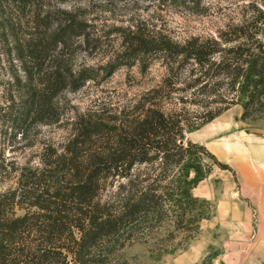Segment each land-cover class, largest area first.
I'll use <instances>...</instances> for the list:
<instances>
[{
  "label": "trees",
  "instance_id": "16d2710c",
  "mask_svg": "<svg viewBox=\"0 0 264 264\" xmlns=\"http://www.w3.org/2000/svg\"><path fill=\"white\" fill-rule=\"evenodd\" d=\"M245 1L248 18L182 41L150 35L142 22L133 21L125 37L133 65H148L159 55L168 69L163 83L170 86L175 69L187 70L192 62L185 90L207 97L212 91L219 99L209 103L225 105H204L190 117L187 107L165 108L157 95L150 97L162 93V86L124 104L115 127L110 125L114 130L92 115L77 119L67 152L33 167L28 181L21 174L17 187L0 191V264H128L124 250L129 245L153 241L158 252L168 251L176 232L204 218L208 202L195 196L194 188L215 165L231 167L204 144L187 139L186 130L239 101L242 119L264 114V0ZM224 8V0H217L214 16L222 20ZM87 29L68 16L54 37L71 41L84 34L89 45L97 40ZM56 67L48 79L51 90L65 78H96L89 69L77 73ZM224 86L230 98L222 93Z\"/></svg>",
  "mask_w": 264,
  "mask_h": 264
},
{
  "label": "rangeland",
  "instance_id": "374dc122",
  "mask_svg": "<svg viewBox=\"0 0 264 264\" xmlns=\"http://www.w3.org/2000/svg\"><path fill=\"white\" fill-rule=\"evenodd\" d=\"M216 3L0 0V191L17 187L21 174L28 181L33 167L67 152L77 119L92 115L115 127L121 107L153 89L164 86L162 93L150 97L157 95L165 108L185 106L192 113L190 117L193 111L205 109L204 105L224 106L209 103L213 97L219 99L212 91L207 97L193 96L185 90L189 71L195 67L192 62L187 70L182 65L175 69L170 86H166L164 58L153 56L148 65H133L136 59L128 57L125 40L133 21L142 22L141 28L150 35L182 41L214 34L221 25L251 15L245 7L247 1L224 0L225 16L218 19L213 14ZM68 16L86 24L87 33L97 41L86 45L84 34L79 33L71 41L54 37ZM59 65L64 71L77 73L89 69L96 78H65L51 90L49 75ZM221 91L232 96L227 86ZM243 111L239 101L214 120L186 130L187 139L204 144L231 169L215 165L194 188L193 194L208 202L202 208L204 218L190 220L186 228L176 232L173 248L158 252L153 241L134 243L124 250L128 264H264V205L257 203L258 196L250 202L242 195L234 164L235 160L241 161L244 130L259 128L258 121L264 119V114L242 119ZM112 126L110 130H114ZM88 145L84 143L82 151H88ZM18 213L24 210L18 209ZM167 231L163 230L165 237Z\"/></svg>",
  "mask_w": 264,
  "mask_h": 264
},
{
  "label": "crops",
  "instance_id": "0c3cea01",
  "mask_svg": "<svg viewBox=\"0 0 264 264\" xmlns=\"http://www.w3.org/2000/svg\"><path fill=\"white\" fill-rule=\"evenodd\" d=\"M258 123L259 128L244 130L239 154L241 161L235 160L234 164L241 179L242 195L250 202L255 199L254 196H258L257 203L264 205V143L258 144L260 140L264 141V119L259 120ZM227 146L232 148L228 143ZM231 152L233 153V148ZM227 160L233 162L231 158Z\"/></svg>",
  "mask_w": 264,
  "mask_h": 264
},
{
  "label": "water",
  "instance_id": "95a60500",
  "mask_svg": "<svg viewBox=\"0 0 264 264\" xmlns=\"http://www.w3.org/2000/svg\"><path fill=\"white\" fill-rule=\"evenodd\" d=\"M76 264H78V263H76Z\"/></svg>",
  "mask_w": 264,
  "mask_h": 264
}]
</instances>
